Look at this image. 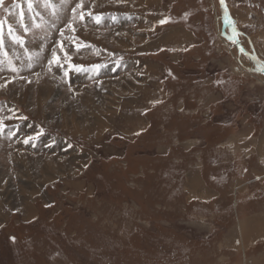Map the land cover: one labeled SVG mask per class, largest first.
Listing matches in <instances>:
<instances>
[{"label":"rangeland","instance_id":"374dc122","mask_svg":"<svg viewBox=\"0 0 264 264\" xmlns=\"http://www.w3.org/2000/svg\"><path fill=\"white\" fill-rule=\"evenodd\" d=\"M226 3L264 64V0ZM224 26L219 0H2L0 264H245L246 218L264 264V72Z\"/></svg>","mask_w":264,"mask_h":264},{"label":"water","instance_id":"95a60500","mask_svg":"<svg viewBox=\"0 0 264 264\" xmlns=\"http://www.w3.org/2000/svg\"><path fill=\"white\" fill-rule=\"evenodd\" d=\"M219 3H220V9H221V13H222V17H223V20L225 21L226 24L229 25V19H227V15H228V10H227V3H226V0H219ZM230 17V15H228ZM231 18V17H230ZM228 20V21H227ZM231 21V20H230ZM229 29H230V33L231 35H233L234 37L233 38H230L228 36H226L228 39H231L235 45L237 46L238 50L241 52V53H244L246 56H248L252 62L254 63V65L262 70L264 72V64L259 60V58L257 57V55L255 53H251V52H248L246 51L241 42H239V39L237 38L236 34H235V29L234 26H229ZM237 30V29H236ZM238 31V30H237Z\"/></svg>","mask_w":264,"mask_h":264},{"label":"crops","instance_id":"0c3cea01","mask_svg":"<svg viewBox=\"0 0 264 264\" xmlns=\"http://www.w3.org/2000/svg\"><path fill=\"white\" fill-rule=\"evenodd\" d=\"M262 151L263 152H260V159H261V161L264 162V149ZM244 226L241 227L240 224H239V227L237 228L238 229L237 231L240 232L241 237L238 236V237H240V239H237L236 241H237V245H238L237 246V249L239 248L238 250H242V252L244 253V256L246 257L245 264H247V255H246V253H247V218L245 219ZM243 239H244V242H243ZM241 243H242V246L243 247H240Z\"/></svg>","mask_w":264,"mask_h":264},{"label":"bare ground","instance_id":"6f19581e","mask_svg":"<svg viewBox=\"0 0 264 264\" xmlns=\"http://www.w3.org/2000/svg\"><path fill=\"white\" fill-rule=\"evenodd\" d=\"M228 7L229 6H227V9H228ZM230 13H231V9H230V12H229V9H228V15H230ZM226 16L227 17V19H229V25L228 24H226V30L224 31V32H226L225 34H224V36L226 37L228 34V32H227V29L229 28V26L231 25V26H234L235 25V23H236V21L234 22L233 21V19L232 18H230L229 16ZM231 20V21H230ZM228 21V20H227ZM221 23V22H220ZM222 25V24H221ZM235 28V27H234ZM237 28V27H236ZM230 31V30H229ZM235 32H237L236 30H235ZM250 38V37H249ZM228 39V38H227ZM254 40V39H253ZM252 41V40H251ZM240 42L242 43V41H241V39H240ZM254 42V41H253ZM236 48V47H235ZM256 55H257V53H256ZM257 57L259 58V56L257 55ZM259 60H260V58H259ZM252 61V60H251ZM261 61V60H260ZM256 69H257V67H256ZM258 70H260V69H258ZM260 71H262V70H260ZM80 125V124H79ZM75 127V126H74ZM79 129V128H78ZM81 130H82V128H81ZM207 138V137H206ZM25 165V164H24ZM241 190V189H240ZM240 233V232H239ZM243 234V233H242ZM245 236V235H244ZM240 237H241V235H240ZM243 242H244V239H243ZM244 244V243H243ZM245 246V245H244ZM240 247H243L242 246V243H241V245H240Z\"/></svg>","mask_w":264,"mask_h":264},{"label":"flooded vegetation","instance_id":"af4514ba","mask_svg":"<svg viewBox=\"0 0 264 264\" xmlns=\"http://www.w3.org/2000/svg\"><path fill=\"white\" fill-rule=\"evenodd\" d=\"M223 21H224V20H223ZM224 23H225V21H224ZM235 26H236V23H235L234 27H235ZM225 28H226V23H225V26H224V31L226 30ZM235 28H236V27H235ZM236 29H237L238 31H237ZM236 29H235V30H236L237 32H235V31H234V32H235V34H236V36H237V38L239 39V42H240V36H241V35L246 36V35H245L243 32H241L238 28H236ZM224 31H223V35L226 33V32H224ZM225 35H226V34H225ZM227 36L230 37V38H233V37H234V36L231 35V34H230V36H229V34H228ZM246 37H247V36H246ZM248 37H249V36H248ZM250 40H251V39H250ZM241 44H242V43H241ZM244 49H245V48H244ZM246 51H247V50H246ZM248 52H249V51H248ZM241 54H242V53H241ZM239 55H240V54H239Z\"/></svg>","mask_w":264,"mask_h":264},{"label":"snow or ice","instance_id":"6c2138e0","mask_svg":"<svg viewBox=\"0 0 264 264\" xmlns=\"http://www.w3.org/2000/svg\"><path fill=\"white\" fill-rule=\"evenodd\" d=\"M0 3H2V0H0Z\"/></svg>","mask_w":264,"mask_h":264}]
</instances>
